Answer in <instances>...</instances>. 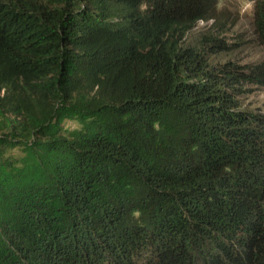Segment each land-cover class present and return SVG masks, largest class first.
Here are the masks:
<instances>
[{
    "label": "trees",
    "instance_id": "trees-1",
    "mask_svg": "<svg viewBox=\"0 0 264 264\" xmlns=\"http://www.w3.org/2000/svg\"><path fill=\"white\" fill-rule=\"evenodd\" d=\"M219 4L0 0V264H264V61L187 43Z\"/></svg>",
    "mask_w": 264,
    "mask_h": 264
},
{
    "label": "rangeland",
    "instance_id": "rangeland-1",
    "mask_svg": "<svg viewBox=\"0 0 264 264\" xmlns=\"http://www.w3.org/2000/svg\"><path fill=\"white\" fill-rule=\"evenodd\" d=\"M255 2V0H220L215 19L199 23L189 35L187 43L196 44L204 35L216 34L231 44L235 50L231 54L214 57L213 64L229 61H237L241 64L264 61V43L256 27ZM250 89L251 93L240 99L242 106L264 110V88L250 87ZM3 111L7 117L13 118L5 110ZM0 122H5L1 115ZM64 126L69 130L79 128V124L73 121H65ZM14 152L21 154L18 149Z\"/></svg>",
    "mask_w": 264,
    "mask_h": 264
}]
</instances>
